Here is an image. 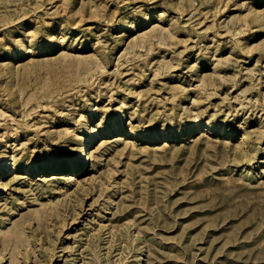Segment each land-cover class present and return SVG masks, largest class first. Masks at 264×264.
<instances>
[{
  "label": "rangeland",
  "instance_id": "374dc122",
  "mask_svg": "<svg viewBox=\"0 0 264 264\" xmlns=\"http://www.w3.org/2000/svg\"><path fill=\"white\" fill-rule=\"evenodd\" d=\"M7 140L0 264H264V0H0Z\"/></svg>",
  "mask_w": 264,
  "mask_h": 264
},
{
  "label": "bare ground",
  "instance_id": "6f19581e",
  "mask_svg": "<svg viewBox=\"0 0 264 264\" xmlns=\"http://www.w3.org/2000/svg\"><path fill=\"white\" fill-rule=\"evenodd\" d=\"M119 26H120V28H123V27L130 26V24H128V22H121ZM29 51L30 50H28V52ZM127 105L128 104L125 103L123 105V107L126 108ZM89 123H90V119L87 118L85 123H84V127H83L84 132H78L76 134V140L78 141V143H81L84 140L88 139V142H84L83 145L81 146L80 151L78 153V158L75 161L71 162V164H66V165L61 166V167L67 168L69 171L75 172V171L81 170V167L87 161V159L89 157V151H87V150H88V148L91 147V144L94 141H96V139H97V137L95 135H92V136L90 135L89 137H87V132L91 131V129H92V128H90L91 126L89 125ZM241 142H242V140H241ZM12 151H13L12 142L7 140L6 148H4V151L2 153V155L4 157L2 158V166L0 167V178H2L3 176L7 175L8 173H11L13 170L17 169L15 167V165H16V163H15V161H16L15 155H13V153H11ZM24 168H25L26 171L32 170V167L29 164L25 165ZM36 171H38V173H45L47 170H46V168H37Z\"/></svg>",
  "mask_w": 264,
  "mask_h": 264
}]
</instances>
